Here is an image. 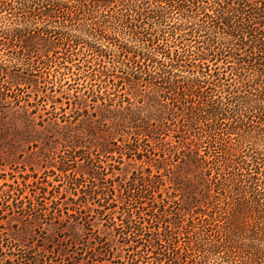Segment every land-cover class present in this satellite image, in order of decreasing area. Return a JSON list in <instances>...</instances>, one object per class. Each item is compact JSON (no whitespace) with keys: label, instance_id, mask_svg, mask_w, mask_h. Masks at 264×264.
Here are the masks:
<instances>
[{"label":"trees","instance_id":"1","mask_svg":"<svg viewBox=\"0 0 264 264\" xmlns=\"http://www.w3.org/2000/svg\"><path fill=\"white\" fill-rule=\"evenodd\" d=\"M0 51L96 59L93 110L78 96L59 128L66 185L0 168V214L26 216L22 233L86 226L75 264H264V0H0ZM3 54L0 104L25 106L12 86L39 80ZM14 240L0 233V264L64 256Z\"/></svg>","mask_w":264,"mask_h":264},{"label":"rangeland","instance_id":"2","mask_svg":"<svg viewBox=\"0 0 264 264\" xmlns=\"http://www.w3.org/2000/svg\"><path fill=\"white\" fill-rule=\"evenodd\" d=\"M98 42L103 44L105 40L98 39ZM0 52L4 53V58H8L11 71L19 69L24 72L22 74L30 73L39 80L40 85L39 88H35L20 84L18 89H15V85L12 86L13 91L10 92V95L21 98V103L25 106L22 104V106H17L15 103L0 104L1 172H8L6 178L11 182L13 180L23 182L20 175L22 173L26 176L25 182V180L32 179V177H28L29 174L38 172L39 175L44 176L45 172H48L51 176H56V179H60V183L66 185L67 182L58 171L60 158L66 156L59 128L65 115L77 116L80 111L83 113V104H87L90 111L93 110L94 102L88 92L89 88L86 87L88 85L86 80L94 77L96 59L92 53L77 52L67 57L63 52H55L45 55L34 54L31 57L22 55L18 60H9L11 53L6 55L5 51ZM88 61L90 63H87ZM32 64L36 66L34 69L30 68ZM86 65L91 66L88 68ZM121 92L126 94L128 88ZM81 95L86 99V103L79 105L80 103L77 104L78 96ZM12 98L10 99L13 100ZM26 108L29 109L27 112H25ZM68 163L78 172L82 169L79 164L82 161L76 163L71 160ZM119 166L122 167L119 171L124 175L123 178L127 179L130 171L138 168L139 165L134 162H126ZM1 176H4L3 173H0ZM121 196L125 199L123 192ZM26 218L21 214L13 215V213L2 212L0 214V233L4 238L15 239L14 241L19 244H28L35 234L39 235L40 244L45 245L48 249L55 248V253H59L61 250L64 253V256L55 255L54 264H75L79 257L76 252L81 250V242L86 241L88 233H90L88 229H85L86 226L77 224L75 228L59 230L47 223L44 224V229L41 232L28 229L24 234L21 230L22 224H24L22 222H26ZM90 218L93 223L91 227L96 230L98 227L101 230L104 229L103 220L96 218L95 214H92ZM77 242L79 243L76 245ZM117 250L126 254V251L120 246Z\"/></svg>","mask_w":264,"mask_h":264}]
</instances>
